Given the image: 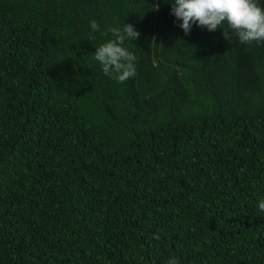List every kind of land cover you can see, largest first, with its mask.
Instances as JSON below:
<instances>
[{
  "label": "trees",
  "instance_id": "obj_1",
  "mask_svg": "<svg viewBox=\"0 0 264 264\" xmlns=\"http://www.w3.org/2000/svg\"><path fill=\"white\" fill-rule=\"evenodd\" d=\"M171 7L0 0V264H264V42Z\"/></svg>",
  "mask_w": 264,
  "mask_h": 264
},
{
  "label": "clouds",
  "instance_id": "obj_2",
  "mask_svg": "<svg viewBox=\"0 0 264 264\" xmlns=\"http://www.w3.org/2000/svg\"><path fill=\"white\" fill-rule=\"evenodd\" d=\"M171 14L181 20L179 25L188 34L195 23L214 32L225 22L235 32L239 42L251 45L253 42H264V7L258 0H170ZM92 32L100 31L96 20L90 21ZM113 39L101 43L94 52V60L102 66L103 73L123 83L136 74V55L126 46L127 40L138 39L140 33L131 23L108 29ZM258 209L264 212V198L258 202ZM156 239H160L156 234ZM167 264H179L176 257Z\"/></svg>",
  "mask_w": 264,
  "mask_h": 264
}]
</instances>
